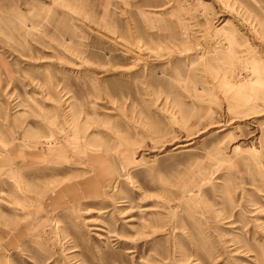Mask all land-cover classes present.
Instances as JSON below:
<instances>
[{
	"label": "rangeland",
	"instance_id": "374dc122",
	"mask_svg": "<svg viewBox=\"0 0 264 264\" xmlns=\"http://www.w3.org/2000/svg\"><path fill=\"white\" fill-rule=\"evenodd\" d=\"M0 264H264V0H0Z\"/></svg>",
	"mask_w": 264,
	"mask_h": 264
}]
</instances>
